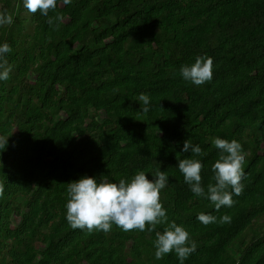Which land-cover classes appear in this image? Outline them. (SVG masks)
<instances>
[{"label":"trees","instance_id":"trees-1","mask_svg":"<svg viewBox=\"0 0 264 264\" xmlns=\"http://www.w3.org/2000/svg\"><path fill=\"white\" fill-rule=\"evenodd\" d=\"M22 5L0 0L14 18L0 25L12 49L0 80V264H180L175 251L155 255L164 224L105 232L66 219L68 182L159 169L168 219L197 245L184 264H264V0H57L53 25L39 11L22 18ZM204 54L212 79L184 80L180 67ZM140 93L151 98L146 113ZM216 136L245 154L243 191L219 210L177 166L199 158L205 189L215 183ZM186 139L205 154L182 152ZM200 212L217 220L204 224Z\"/></svg>","mask_w":264,"mask_h":264},{"label":"clouds","instance_id":"clouds-1","mask_svg":"<svg viewBox=\"0 0 264 264\" xmlns=\"http://www.w3.org/2000/svg\"><path fill=\"white\" fill-rule=\"evenodd\" d=\"M70 4L71 0H63ZM24 7L32 12H40L48 17V24L53 25L63 19L62 14L49 16V10H55L57 0H23ZM13 16L6 10L0 11V25L11 24ZM12 51L7 41L0 42V80H7L10 68L5 67L6 54ZM180 74L186 81L203 84L213 77V57L204 54L197 55L191 64H183ZM141 111L148 112L151 98L147 93H140L138 97ZM7 138H0V149H5ZM213 144L219 150L218 158L212 164L213 179L205 189L202 183L201 170L203 161L196 157H185L178 160V168L184 175L185 182L198 197H206L219 210L222 206L231 207L235 201L234 194H240L244 185L241 182L245 172L243 162L245 154L241 143L216 136ZM182 152L203 155L200 144H193L186 139ZM169 183V177L164 170H157L150 179L148 174L139 170L131 178L113 181L107 175H82L79 179L67 183L66 219L73 228L110 231L113 224L124 231L147 229L152 231L157 225L164 224L163 231L156 232L154 246L155 255L159 259L167 253L175 251L180 264H184L187 257L196 250V242L190 240V232L175 220L169 221L167 209L160 199V192ZM197 219L204 224L215 222L217 217L211 213L200 212ZM231 217L224 214L221 222H228Z\"/></svg>","mask_w":264,"mask_h":264},{"label":"rangeland","instance_id":"rangeland-1","mask_svg":"<svg viewBox=\"0 0 264 264\" xmlns=\"http://www.w3.org/2000/svg\"><path fill=\"white\" fill-rule=\"evenodd\" d=\"M24 7V5H22ZM22 18L24 19H28L29 18V13L28 11L26 10V8L24 7V11L22 12L21 14ZM26 30H25V33H30L32 31V27L26 23ZM100 121V118L99 116L96 114V113H91V116H90V119L88 120V123L89 124H93V125H96L98 124Z\"/></svg>","mask_w":264,"mask_h":264}]
</instances>
